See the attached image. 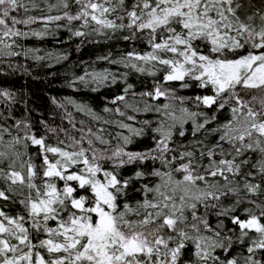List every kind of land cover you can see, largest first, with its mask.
I'll return each mask as SVG.
<instances>
[{
  "label": "snow or ice",
  "instance_id": "obj_1",
  "mask_svg": "<svg viewBox=\"0 0 264 264\" xmlns=\"http://www.w3.org/2000/svg\"><path fill=\"white\" fill-rule=\"evenodd\" d=\"M62 29L127 44L68 81L121 94L37 128L0 86V264H264V0H0V77Z\"/></svg>",
  "mask_w": 264,
  "mask_h": 264
},
{
  "label": "trees",
  "instance_id": "obj_2",
  "mask_svg": "<svg viewBox=\"0 0 264 264\" xmlns=\"http://www.w3.org/2000/svg\"><path fill=\"white\" fill-rule=\"evenodd\" d=\"M120 35L122 34L117 33V36ZM94 39L98 42H90L75 37L69 39V33L62 29L55 37H49L44 41H27L26 43L29 46L42 48L45 52L68 53L69 59L52 67L46 66V63L36 64L32 61H24L30 69L29 73H14L0 77V86L15 90L24 102L17 105L15 114L19 117L28 110L30 118L37 128L40 127L39 121L41 120H45L53 126L70 127L67 125V121L62 122V110L53 103L54 98L58 102H64L66 98L83 101L100 112L109 99L121 94V84L111 88H101L97 92L88 90L76 92L68 87L69 79L73 75L83 74L85 70L110 68L116 71L117 66L110 65L98 58L109 53L115 56L121 51L128 50L127 44L116 38L109 40L106 37L96 36ZM82 40L83 42H81ZM140 48L143 49L144 45L141 44ZM121 71L123 70L121 69ZM128 80L135 85L137 91H140L151 86L152 78L133 73L128 77ZM179 94L191 95L192 90ZM108 131L112 132L115 129L108 128ZM37 163H39V160H37ZM5 210L15 214L19 211V206L9 205Z\"/></svg>",
  "mask_w": 264,
  "mask_h": 264
}]
</instances>
